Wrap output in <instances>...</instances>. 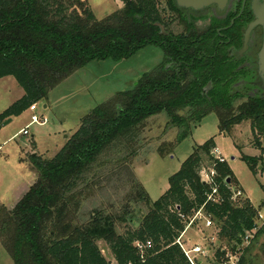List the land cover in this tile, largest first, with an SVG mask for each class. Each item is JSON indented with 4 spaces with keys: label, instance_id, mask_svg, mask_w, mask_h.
<instances>
[{
    "label": "trees",
    "instance_id": "trees-1",
    "mask_svg": "<svg viewBox=\"0 0 264 264\" xmlns=\"http://www.w3.org/2000/svg\"><path fill=\"white\" fill-rule=\"evenodd\" d=\"M122 1L121 9L97 19L88 0H0V78L13 76L25 90L0 115V124L46 98L49 90L94 60L126 59L150 44L164 52L162 63L133 89L91 109L54 158L31 156L36 181L12 209L0 204L2 244L15 264H110L99 242L118 264H192L178 239L202 210L239 256L236 264H257L258 256L244 240L255 228L264 235L259 208L243 191L233 198L239 181L228 162L213 154L214 138L194 149L158 200L151 201L140 182L134 184L128 200L148 206L136 227L120 230L135 221L126 207L80 214L83 201L95 193L103 157L124 154L119 161L129 169L148 120L157 114L165 111L182 128L179 141L188 135L191 122L211 112L219 117L221 133L250 119L252 130L264 135V88L241 83L260 79L256 66L247 78L246 68L227 56V48L212 46L208 38L219 36L216 28L222 25L216 18L201 31L196 26L199 12L179 7L176 0ZM181 25L184 30L173 29ZM243 159L255 172L259 159ZM205 162L216 171L214 185L202 180ZM148 241L150 247H139ZM226 251H216L219 264Z\"/></svg>",
    "mask_w": 264,
    "mask_h": 264
},
{
    "label": "rangeland",
    "instance_id": "rangeland-1",
    "mask_svg": "<svg viewBox=\"0 0 264 264\" xmlns=\"http://www.w3.org/2000/svg\"><path fill=\"white\" fill-rule=\"evenodd\" d=\"M88 1L97 19L107 17L124 5L122 0ZM201 22L199 21L198 25L203 28L209 20ZM173 29L180 32L184 25L174 26ZM163 60L162 48L154 44L147 45L126 59L94 60L65 78L57 87L48 89L47 97L36 103L35 111L29 108L20 115L10 117L12 121L6 125L3 123L9 118L1 122L0 204L12 209L36 181L38 173L32 164L31 156L54 158L66 146L69 137L79 129L83 117L91 109L119 92L133 89L145 73L154 70ZM24 94L25 90L13 76L0 78V115ZM184 112L182 113L185 114ZM33 113L38 114L40 118H46V123L43 124L41 119L40 122L29 125ZM219 123L217 113L211 112L200 122H191L188 135L179 141L182 128L174 125L165 111L153 116L148 120L141 140L142 147L133 157L129 169L124 167L125 163L119 161L120 158L126 157L124 154L103 157L104 164L98 169V174L102 175L97 178L95 193L83 201L80 214L89 216L95 209L114 212L126 207L131 211L128 218L132 215L135 221L132 225H122L120 230L124 231L128 226L136 227L148 211V206L143 202L141 204L128 200L134 190V184L140 182L151 201L158 200L169 189L170 177L181 169L194 149L214 138L216 148L213 151L219 150L238 179L239 189L259 208L258 224L263 226L264 135L260 136L252 130L250 119L233 126L229 133H221ZM27 126L28 135L23 133ZM244 155L259 159L255 172L243 159ZM203 165L209 169L208 163ZM207 218L209 216L202 211L199 222L185 230L181 241L186 248L190 249L199 244L206 251V255H196L197 264L198 261L200 264H219L215 256L219 248L227 250V256L220 259L221 264L237 263L239 256L236 258L229 244L219 238L220 228L215 221L211 226L206 225ZM263 244L264 235L257 234L250 245L252 254L258 256L257 264H264ZM244 245L247 246L246 243ZM99 246L110 264H118L104 242H99ZM0 264H15L1 240Z\"/></svg>",
    "mask_w": 264,
    "mask_h": 264
},
{
    "label": "flooded vegetation",
    "instance_id": "flooded-vegetation-1",
    "mask_svg": "<svg viewBox=\"0 0 264 264\" xmlns=\"http://www.w3.org/2000/svg\"><path fill=\"white\" fill-rule=\"evenodd\" d=\"M252 2L253 0H229L227 6L224 9H220L216 4L211 5L204 10L197 11L199 12L197 14H200V17L196 22L197 28L201 31L208 30L210 27H212L214 23L213 20L215 18L222 24L216 28V32L219 34V36H215L213 34V36H210L208 39H210L213 43V47L221 46L223 48H227V56L231 57V59L237 64L240 63L241 67L244 69L246 68V74H249L247 75V78H249V76H253L252 72H254L255 66L257 70L258 52L261 49L264 37L262 26L255 27L250 34L247 49L242 52L245 46L246 30L250 23L255 19L252 9ZM188 13L189 15L193 14L192 11H189ZM206 20H209V23L203 26V28L199 27L198 22ZM238 34H240L239 37ZM235 36H237V38ZM216 41L217 44L215 45ZM177 65L178 67L176 70L177 74H179L181 64ZM241 83L243 86L251 84L254 85L253 88H256L255 85L264 88L260 82V79H243ZM242 84L240 85L242 86Z\"/></svg>",
    "mask_w": 264,
    "mask_h": 264
},
{
    "label": "built area",
    "instance_id": "built-area-1",
    "mask_svg": "<svg viewBox=\"0 0 264 264\" xmlns=\"http://www.w3.org/2000/svg\"><path fill=\"white\" fill-rule=\"evenodd\" d=\"M31 110L35 111L37 109V105L36 103L31 105ZM42 119V123H46L47 119L46 118H40V116L36 113H33L32 115V121L30 122L29 125H31L32 123H38L40 122ZM23 133L28 135L29 134V126H27L26 128L23 129ZM219 150H215L213 151V154L220 160V161H225L226 159L221 155V153L219 154ZM201 174V177H202V180H204L206 183L210 184V185H214V177L216 175V171L214 169H207L205 167H203V169L201 170L200 172ZM216 189L213 190V194L216 193ZM242 194V191L239 190V191H234V196L233 198H236L238 196H240ZM210 198H213V199H216L215 196H210ZM201 212L202 210H200L199 212H197L190 220L189 222V225L187 226V228H189L190 226H192L195 222H198L200 219H201ZM182 218H185L184 215H181ZM262 218V216H261ZM206 225L207 226H211L213 225V221L212 219L209 217L207 218V221H206ZM261 227V226H259ZM186 228V229H187ZM257 234V229H253L251 231H248L246 236H245V240H244V243L248 245L251 244L252 240L254 239V237L256 236ZM183 235V234H182ZM183 236L180 237V239H178V243L181 245V247L183 248L185 254L187 255V257L189 258V260L192 262V264H197L196 262V255L197 254H204L206 255V251L203 249V247L199 244H195L192 248H186L185 247V244L181 241ZM145 246L147 247H150L151 246V242L148 241L147 244H139V247L142 249L144 248ZM236 264V263H235Z\"/></svg>",
    "mask_w": 264,
    "mask_h": 264
},
{
    "label": "water",
    "instance_id": "water-1",
    "mask_svg": "<svg viewBox=\"0 0 264 264\" xmlns=\"http://www.w3.org/2000/svg\"><path fill=\"white\" fill-rule=\"evenodd\" d=\"M228 2L229 0H176V3L179 7L185 8V9H193L195 11L204 10L207 7L214 5V4L218 5L220 9H224L227 6ZM252 9L255 15V19L250 23V25L248 26L246 30L245 46L242 52L247 49L250 34L255 27L262 26L263 32H264V0H253ZM257 64H258L257 72L260 78V82L262 86L264 87V37H263V43H262L261 49L258 52ZM11 121H12V118H9L3 124L6 125L7 123Z\"/></svg>",
    "mask_w": 264,
    "mask_h": 264
}]
</instances>
